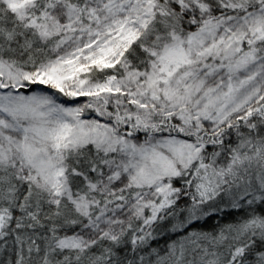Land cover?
I'll use <instances>...</instances> for the list:
<instances>
[{
	"label": "snow or ice",
	"instance_id": "obj_1",
	"mask_svg": "<svg viewBox=\"0 0 264 264\" xmlns=\"http://www.w3.org/2000/svg\"><path fill=\"white\" fill-rule=\"evenodd\" d=\"M0 264H264V0H0Z\"/></svg>",
	"mask_w": 264,
	"mask_h": 264
}]
</instances>
